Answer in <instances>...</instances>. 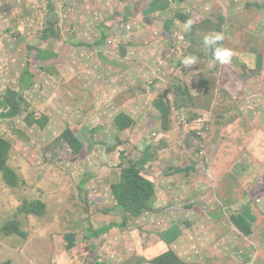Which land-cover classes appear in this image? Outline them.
Returning a JSON list of instances; mask_svg holds the SVG:
<instances>
[{"label":"rangeland","instance_id":"374dc122","mask_svg":"<svg viewBox=\"0 0 264 264\" xmlns=\"http://www.w3.org/2000/svg\"><path fill=\"white\" fill-rule=\"evenodd\" d=\"M64 1L62 7L72 2ZM103 1L87 0L85 12L95 5L102 7ZM29 2L0 0V52L6 55L0 58V99L4 98L0 101V137L12 144L8 165L20 178L15 188L0 178V221L11 212L27 233L26 239L0 237V264H84L90 263L88 254L106 262L103 250L95 244L101 242L103 248L105 243L119 245L121 239L114 229L124 225L140 254L124 250L121 263L148 264L144 259L172 249L189 263L264 264V185L258 184L264 180V0H167L168 10L161 12L166 17L164 26H147L151 17L147 13L139 18L134 11L122 5L116 8L109 1L108 17L120 15L112 27L119 38L105 47L125 58L117 80L115 64L111 72L104 66L97 68L96 52L89 47L74 51L78 69L72 76L61 70L69 63L68 48L58 50V57L49 51L47 61L35 57L33 62L35 47L27 49L26 37L34 38L47 11H42L43 0ZM182 8H195L211 17L190 31L189 40L183 30L178 31L184 25L173 14ZM71 9L64 7L67 17ZM243 10L239 18L231 17ZM256 18L259 22H253ZM221 32L224 40L220 43L233 52L227 65L215 61L209 55L211 49L203 44L204 35ZM84 42L93 39L89 36ZM52 45L46 47L53 49ZM190 55L197 58L196 64L185 67L182 60ZM32 65L40 66L36 68L40 73L33 72L32 87L25 86L29 83L21 72ZM221 75L232 92L220 85ZM198 77L212 79L204 82L210 87L209 98L202 95ZM181 81L195 91L199 106L173 111L165 130L152 100L160 97L173 109L174 102H181L182 96L175 92L177 85H183ZM18 82L21 86L11 89ZM118 102L135 118L130 130L134 135L123 132L118 137L108 132L113 124L107 116ZM43 115L49 120L41 128L36 122ZM207 121H215L205 139V151L213 155L209 168L197 152L198 134ZM119 138L129 143L126 149L117 145L119 149L108 153L107 148ZM154 144L158 151L168 149L159 163L153 160L155 151L149 154ZM119 151H126L124 158L145 168L151 177L144 178L157 186L187 182L184 187L180 184L171 199L158 203L173 201L176 207L166 210L167 204L156 212H144L134 224L118 219L115 211L97 212L100 206L116 204L111 186L120 179ZM224 175L241 184L231 203L225 202L226 187L219 194L218 182L228 181ZM32 199L44 201L43 215L20 211ZM193 204L198 206L187 207ZM221 205L225 213L219 212ZM108 225L107 241L84 237V229Z\"/></svg>","mask_w":264,"mask_h":264},{"label":"trees","instance_id":"16d2710c","mask_svg":"<svg viewBox=\"0 0 264 264\" xmlns=\"http://www.w3.org/2000/svg\"><path fill=\"white\" fill-rule=\"evenodd\" d=\"M54 10H55L54 5L49 2L46 21L43 23L44 26H43V28H42L43 30L41 32L43 34V37H40L41 42L43 39H48V38H51L53 36L57 37V25H56L57 17L54 14ZM177 15L179 16L178 18H180V20H182L183 22L189 21L188 15H186L184 13H178ZM103 28L100 30V32H101L100 38L93 40V42H89V43L84 42V41H80L78 46L89 47L90 49L95 50L96 48H99V47L103 48V46H106L107 43H111L112 41H110V42L108 40L106 41L107 34H105ZM195 28H196L195 24H192L191 29L188 31H185V33L183 35L185 36L186 40H188V38H190V34H191L190 31L192 29H195ZM219 29H220V27H219ZM44 37H46V38H44ZM36 53H37L38 58H40L41 61L43 62L45 59V56H42V53H39V51H37ZM209 55L211 57H213L212 56V50L209 53ZM27 72L29 75L26 74V76H27L26 77V83H30L31 85H33V81L31 79L33 72H31V74H30V71H27ZM209 80H211V79H209ZM207 81L204 79H198V86H199V88L202 87L203 90L201 91V93L203 96H205V98H209V94H210V92H209L210 87H206V85H204V82L206 83ZM182 84L183 85H181V84L177 85L178 88L175 89V92L182 96L181 102L180 103L174 102L173 109H171L168 106V104L166 103V101L160 97H156L152 100L153 106L159 112L161 126L165 130L169 129V127H170L169 118H170V115L173 111H177L179 109H184V111H190V109L187 107H191V106L192 107H198L199 106V103H197V101H196L197 94L193 93L195 91L190 90L188 85L185 82H182ZM31 85L27 84L25 86L32 87ZM226 91L229 92L228 90H226ZM22 103H25V101L23 100ZM17 105L18 104L16 103V106ZM202 105H207V103L205 102ZM213 107L217 108L218 107L217 103L216 104L213 103ZM203 110L209 111V108H203ZM181 114H178V116ZM48 120H49V117L47 115H43L42 117L38 118V121L36 123L41 128H44L48 124ZM134 122H135V118L133 117V115L126 112V111H120L113 118V124L120 131H124V130H127L128 128L132 127ZM214 124H215V121H207L205 128L202 130L203 132L201 131L203 134L202 133L198 134L199 135L198 139L201 141V143L198 142V144H197V146H198L197 152H198V154L200 153L201 157L203 156L204 161L202 163L204 164L205 168L211 167L210 166V159H212V156H213V155H208L205 151V145H206V141H207L205 139L207 138V134L209 132L213 131ZM118 140L115 142V144L113 146H110L107 148L108 153L116 150L117 145H122L124 147V149H126L128 142L121 141L120 139H118ZM11 148H12V144L8 140L4 139L3 137H0V178L8 187L15 188V187H17V185H19L20 178H19L18 174L16 173V171L14 169H12L11 167H9V165H8V159H9ZM123 152H125V153L123 154ZM119 155H120V159H121V163H120V165H118V168L120 169V172H119L120 179H119V182H116L115 184H113L111 186V191H112V194L114 196V200L116 201V204H113V206H109V207L100 206V207H98V209H96V211L101 212L103 215L104 214L108 215L109 212H111L115 209H118L122 213H125V217H124L125 221L124 222H129L130 220H132L131 222L134 224L135 221L144 212L150 211L152 209L151 201H152V197L155 193L154 186H153L154 183L152 181L144 178V176L142 175L143 169L141 167H139L136 162H133L132 160H130L128 158H124V155H127L126 151H119ZM125 157H127V156H125ZM227 174H228V172H227ZM224 178L227 179L228 176L224 175ZM227 180H228L227 182H224L225 184H223L222 182H218V185H221L219 187V194H223L224 187H226V190H227L226 198L228 199V201L226 199L225 202L231 203L230 200L237 197L236 191L241 188V184H240V182H238L236 180L235 177L234 178L231 177L230 179H227ZM188 184H191V182H188ZM258 184L263 186L264 180L258 181ZM193 194L195 196L197 195L195 193V191H193ZM249 196H251V192H250ZM217 200L222 203V201L220 199H217ZM228 203H227V205H228ZM171 204H169V206H167V208H175V206L173 204L172 205ZM195 206H198V205L193 204V205H188L187 207L188 208L189 207L194 208ZM222 207L223 206L221 205L220 209ZM167 208H166V210H167ZM220 209H219V212L220 211L222 213L226 212L224 207L221 210ZM20 211H22L26 215L32 214L33 216L34 215L35 216H41V215H43V212L45 211V203H44V201H42L40 199H32V201L30 203L25 202ZM153 212H156V211L154 210ZM88 219H89V221H91V218H88ZM123 225H121V226H123ZM98 227L95 229L94 228L84 229V237L86 239H90L91 241H93L94 239H97L96 242L98 241V239L102 240L101 236L105 235V233L108 231L110 225H108L106 227L105 226H101L99 228ZM127 233H128V235H126V237L128 239L123 242V245H121V244L115 245L114 248H117V249L120 248V251L122 253L124 250H127L129 252H132V254H134V256L137 254H140L137 251L138 249H136L135 245H133V241L131 240V237H130V232L127 231ZM0 235H1L0 237L2 238V240H3V238L5 240V239H7L9 237H13V236H15L17 238L20 237V238L26 239L27 233L22 228H20L19 221H17L16 218H13L11 216V212H10L2 221H0ZM104 240L107 241L106 238H104ZM95 245H97V243ZM92 248H93V246H92ZM103 252L105 254V257H108V258L113 257V255H107L108 252H105L104 250H103ZM141 255H143V254H141ZM88 257L90 259V260H88V261H90V263L85 262L84 264H94V262H97L95 264H109V262L107 260H106V263L104 262V260H102V261L99 260V257L96 258V261L92 258V256L90 254H88ZM112 260L116 264H128L127 262L121 263L118 259H115V258H112ZM144 260L148 264H196V263H189V262L184 261L172 249H169L168 251H166L160 255L153 256L152 258L148 259L149 261H147V259H144ZM91 262H93V263H91Z\"/></svg>","mask_w":264,"mask_h":264},{"label":"crops","instance_id":"0c3cea01","mask_svg":"<svg viewBox=\"0 0 264 264\" xmlns=\"http://www.w3.org/2000/svg\"><path fill=\"white\" fill-rule=\"evenodd\" d=\"M29 1L30 0H27V3H30ZM99 1H102V0H99ZM109 1H112L115 4L116 8H119V6H117V5H122L123 7H125V9L134 11L136 13L137 17H139V18H141V16L144 15L143 13H145V14L147 13L149 16H151L149 21L146 24L147 26H149V25L160 26L161 24L163 26L166 25L165 24V20H166L165 18L166 17L162 16L161 12H163V14H165L166 11L168 10L169 5H166L167 0H134V2H132L133 0H105L103 2L106 5H104V3H103L102 7H97L95 5L96 8L93 9L95 7L94 6L92 9H90L91 12H89V13L85 12L87 9L85 7L87 0H72V2L66 3L64 5V7L66 6L67 10H68V7H70V6L72 8L71 14L68 17L63 12L64 7H62L64 4L63 2H67V1H64V0H57V1H55V0H43L44 7L42 8V11H48L49 2L52 3L55 7L54 14L57 17V22H56L57 37L53 36V37L48 38V39H43L44 41L42 40V42H41L40 37H43V34L41 32H42V30H43L42 28L44 26L43 22L41 21L42 22L41 27L38 30L37 34H35L33 36L34 38L32 40H30V37H28V36L26 37V39L28 40L27 49L31 48L32 46L35 47V49L33 51V53H34L33 62L35 61V57H38L37 53H36L37 51H39V53H42V56H45V59H46V58H48L49 53H48V55H46L45 53H47L49 51H54L53 55H55V56H53V57H56L58 55V50L62 49L63 47L68 48L70 54L66 57V62L68 60L69 63H71V65L69 66L68 65L69 63H68L66 66L61 67V70L64 71L65 73H69L68 74L69 76H72V74L76 73L75 70H76V68L78 69V59L74 55V51L77 49L83 48V47L78 46L80 41H85L87 39V37H89V36L93 40L100 38V35H101L100 30L103 27H104L103 29H104L105 34H107L106 41L110 40V39H111V41H115L119 38L117 33L114 30H112V27H113V23H114V20L116 19V17H118L120 15H117L115 17V15L113 14L112 17H108V13L106 12V7L111 6V5H108ZM177 3H179V2H177ZM88 4H90V3H88ZM184 8H187V7H184ZM184 8L173 11L174 17L176 19H178L183 25L185 24V22H183L182 20H180V18H178L179 17L177 15L178 13H184V14L188 15L189 20H191L192 24H195V26H197L198 23H200L202 21H206L208 18H211L210 16H207L205 13H203L204 15L207 16V17H204V15L199 13L195 8H191L190 10L187 9L186 11H183ZM246 8H241V9H246ZM237 10H240V9H237ZM243 12H244V10L241 11L240 13H238V12L231 13V15H232L231 17L232 18H234V17L239 18L240 16H242ZM233 14H236V15H233ZM256 20H257V18L254 19L253 22H255ZM257 22H259V21L257 20ZM148 23H150V24H148ZM23 26L25 27L24 24H23ZM26 30H27V28H26ZM182 30H183L182 34H184L185 29H180V30L178 29V31H182ZM26 33L29 34V31L27 30ZM63 34H64V37H62ZM44 38H46V37H44ZM84 38H86V39H84ZM189 39L190 38H188V40ZM37 42H38V44H36ZM51 44H53L52 45L53 49H48L47 47ZM30 45H32V46H30ZM100 48H102V47L96 48L94 50L96 52L93 56L94 63L97 65V68H98V66H104L108 72H111L113 70V66L115 64V70H117V73H116V76L113 75V77H114V80H117L119 78L120 70H122V68L125 65V58L123 56H121L120 53H119V56L116 57L115 54L118 53V51L110 49V48L107 49V47H105V46H103L105 51H99L98 52L97 49H100ZM91 50H93V49H91ZM29 51H31V49H29ZM97 52H98V54H97ZM96 54L98 57H96ZM5 56L0 52V58L1 59H3V57H5ZM60 56H61V54H60ZM73 56H75V57H73ZM169 58H170V54L168 56V59ZM29 59H30V56H28V61H27V64L30 65ZM45 61H47V60H45ZM62 61L66 64V62L64 60H62ZM31 64H33V63H31ZM38 67H40V66H38ZM38 67L33 66V65L28 66L24 71L22 70L21 75H23L24 73L28 74L27 71H30V74H31V72L38 74V73H40V71L36 70V68H38ZM31 79H32V77H31ZM198 79H199V77H198ZM263 80H264V78H263ZM32 81H33V79H32ZM215 81L218 82L217 77H216ZM69 82H70V79H69ZM113 82L114 81H112L108 85V88L112 85ZM219 83L223 87L224 90L226 89L229 92L233 91V87H229V85H226L225 78H223L222 75L220 77ZM29 85H31V84L29 83ZM18 86H21L20 82L16 83L15 85H12L11 89H13V87H14V89H16V88H18ZM7 88H9V86ZM40 90H42V84H40ZM3 101H4V98H3L2 102ZM25 105L28 106L27 103ZM121 108H124V107L119 102L117 103V106L111 108L109 115L107 116V122H111L113 124L114 116L117 113H119L120 111H125L124 109H121ZM114 109L117 110L116 113H114ZM130 130H132V127L128 128L127 130L120 131L113 124L110 126L108 132H113L114 134H117L118 137L120 136L119 133L122 134L123 132H126L127 136L134 135V131H130ZM130 144H132V142ZM119 146H122V145H119ZM117 148L119 149V147H117ZM166 150H168V149L165 148L164 151L163 150L158 151L157 145L154 144L152 149L149 151V154L152 153L153 151H155L156 157H154L153 160H155L157 163H159L160 162L159 160L161 158L165 159V157H162V153L165 154ZM171 153H174V152L170 149V154ZM165 155L167 156V154H165ZM120 163H121V161H120ZM120 163L118 165H120ZM142 169H143L142 175L144 177L147 175L148 178H150L151 174L147 173V170H145V168H142ZM117 170H119V172H120L119 168H117ZM156 183L153 184L155 193H154V195L152 197V201H151V206H152L153 211L154 210L158 211V209H161L159 207H162L164 205L171 204V203L174 204L173 201H169L168 203L163 204V205H160L158 203L164 202L166 199H171L170 196L175 195V191L177 188L180 187V184L182 185V187L187 186V182H180V184H178V182H161V186H157ZM169 183H171L170 186H169ZM167 186H169V187H167ZM252 191H254V190H252ZM251 196H253V192H251ZM184 198H183V200H184ZM175 207H176V205H175ZM114 211L117 212L116 213L117 218L118 219L121 218L124 222L123 213L118 209H115L112 212H114ZM114 230L116 231V233L119 234V235L116 234V237H119L121 239L120 244L123 245L124 237L126 235H128V233L125 232V229H123V227H121V228L115 227ZM104 238H106V236L102 235L101 239H104ZM105 244H107V245H106V247L103 248V246L101 245V242H97V246H100L102 250H104L105 252H108L107 255H113L112 258L119 260L121 254H122V252L120 251V248L117 249V248H114L113 245H108V243H105ZM112 258L111 257L110 258L105 257V259L109 262V264H116L115 262H113Z\"/></svg>","mask_w":264,"mask_h":264},{"label":"clouds","instance_id":"9594fccd","mask_svg":"<svg viewBox=\"0 0 264 264\" xmlns=\"http://www.w3.org/2000/svg\"><path fill=\"white\" fill-rule=\"evenodd\" d=\"M30 1H33V0H30ZM55 1H57V0H55ZM191 26H192L191 20L186 21L184 24L185 31L190 30ZM223 40H224V35L222 32L221 33L206 34L203 36V44L212 50L213 59L222 65H227V64L231 63L233 52L231 49L223 46L220 43ZM108 41L110 42V40H108ZM196 61H197V58L195 56L190 55V56H186L183 58L182 64L185 67H190L192 65H195ZM0 101H2V100L0 99ZM147 212H152V209L150 211H147Z\"/></svg>","mask_w":264,"mask_h":264}]
</instances>
